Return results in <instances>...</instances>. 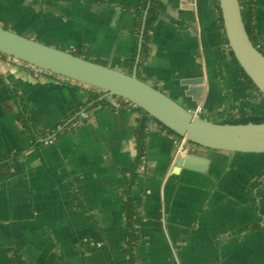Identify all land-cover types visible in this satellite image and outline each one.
I'll return each instance as SVG.
<instances>
[{
  "label": "crops",
  "instance_id": "obj_1",
  "mask_svg": "<svg viewBox=\"0 0 264 264\" xmlns=\"http://www.w3.org/2000/svg\"><path fill=\"white\" fill-rule=\"evenodd\" d=\"M159 1L165 13L148 33L142 61L136 27L143 0H0V25L67 52L84 49L124 73L130 68L121 64L134 61V70L139 59L142 81L206 120L264 115V96L248 97L224 48L214 0ZM255 3L254 43L264 53V0ZM198 77L205 88L197 110L182 83ZM0 79V162L15 157L0 168V264H131L129 187L139 210L138 264H264V154L186 141L181 155L208 159V171L174 173L181 141L151 122L146 172L131 184L141 117L135 107L116 108L109 99L94 107L93 92L36 75L7 56H0ZM89 106L94 115L84 127L41 144ZM23 107L35 136L21 123Z\"/></svg>",
  "mask_w": 264,
  "mask_h": 264
},
{
  "label": "water",
  "instance_id": "obj_2",
  "mask_svg": "<svg viewBox=\"0 0 264 264\" xmlns=\"http://www.w3.org/2000/svg\"><path fill=\"white\" fill-rule=\"evenodd\" d=\"M189 2V1H188ZM224 33L236 61L264 96V53L253 44L245 29L239 0H219ZM147 14L143 20L141 39ZM0 53L52 75L61 76L120 97L145 111L175 134L200 147L243 154H264V124H221L199 117L137 76V59L132 74L97 64L70 52L42 44L0 26ZM185 95L196 103L204 91L202 77L187 79ZM174 173L187 169L206 173L209 160L184 153L173 161Z\"/></svg>",
  "mask_w": 264,
  "mask_h": 264
},
{
  "label": "trees",
  "instance_id": "obj_3",
  "mask_svg": "<svg viewBox=\"0 0 264 264\" xmlns=\"http://www.w3.org/2000/svg\"><path fill=\"white\" fill-rule=\"evenodd\" d=\"M65 1L72 2V1H77V0H65ZM239 3L241 7L242 19H243L245 29L251 41L255 45L254 27H253L254 18H255V8H256L255 0H239ZM214 4H215V7L219 15L221 29L224 33V25H223V19L221 15V9L219 6V0H214ZM141 7H142V11H140V13H138L137 15V27H136L137 32H140V33L143 28V24H142L143 23V20H142L143 11L146 10L147 7L149 9L147 18H146L144 34L142 37V46H141V55H140L141 61H142L144 60V58L147 57V53H148V47H147L148 33L152 29V26L157 20V18H159L162 14L165 13V7L159 0H143ZM135 9L139 10V7H136ZM3 28L5 30H9L7 26H3ZM137 37L139 38V33ZM223 42H228L225 33L223 34ZM70 53L80 58H83L87 61H93L91 60L87 51L84 49H75V50H72ZM230 57L234 60L237 66L238 76L243 80L246 90L249 91L248 97H251L253 95L262 96L260 91L255 86V84L251 81V79L246 75L244 70L240 67L239 63L236 61L231 51H230ZM93 62L107 66L106 64L99 62V61H93ZM134 63H135L134 61H131L129 63H123L121 64V66L124 68L125 67L130 68L128 71V74H132ZM137 76L139 78L138 71H137ZM0 83H1V79H0ZM104 94H105L104 92L100 94L91 93L89 102L93 103L92 106L94 107L97 105H102V104L107 105L108 104L106 101L107 99L101 98ZM17 97L18 95L16 96V98ZM21 109L22 111H21V114L19 115L21 123L23 124L24 127L28 128L31 131V133L35 136L37 132L27 112L28 110L24 109V107ZM135 110L141 114V117L139 118V123L135 130L134 141H135V145L137 149V156L134 162L135 173L132 176L131 184L135 183L136 175L139 176L146 172V151H147L146 146H147V138L150 133L149 131L150 128L148 127L150 126L151 122H155L156 124L161 126L162 129L168 135H174V136H177L178 138H181L180 136L175 134L173 131L163 126L159 121L149 116L142 109L135 106ZM219 123L231 124V125H261V124H264V115L254 114V113L246 111L238 115L228 116L227 118L220 120ZM14 158L12 159L11 156H7L5 159H3V161L0 162V168L4 169L5 167L8 166V164L11 161H14L15 163ZM125 196H126V200L124 204V214H125V218L128 224V235H129V241L127 243L126 252L130 258L131 264H138V257H137L136 249H137V245L139 241V234L137 232V222H138L137 216L139 214V210H138V207L135 205V200L132 197L131 187L127 189V191L125 192ZM18 263L22 264L20 261H18Z\"/></svg>",
  "mask_w": 264,
  "mask_h": 264
},
{
  "label": "built area",
  "instance_id": "obj_4",
  "mask_svg": "<svg viewBox=\"0 0 264 264\" xmlns=\"http://www.w3.org/2000/svg\"><path fill=\"white\" fill-rule=\"evenodd\" d=\"M224 48L226 50H228V51H231V48H230V45H229L228 42L224 43ZM0 56H2V55H0ZM14 60H15L16 64L27 68L28 70H30L31 72L35 73L36 75H42L44 77H53V78H56V79H58V80H60V81H62L64 83H67V84H70V85L73 84L75 86H80V87H82L84 89L89 90L90 92H93V93H97V94L102 93V91H100L98 89L86 86V85L81 84V83L74 82V81L69 80V79L64 78V77H62V80H61L59 78L61 76L52 75L51 73H49L47 71L41 70V69L36 68V67H34L32 65H29L27 63L18 61L16 59H14ZM103 98L109 99L110 103H111V106L116 107V108H120V107H122L124 105H126V106H128L130 108H134L135 107V105L131 104L130 102H128V101H126V100H124V99H122L120 97L111 96V97H103ZM196 107H197V110H198L199 108H201V105L197 103ZM93 115H94V108L92 106L78 108V110L75 112L73 118L70 121H68L65 124H60L59 126H57L55 133L50 135L46 139H43L41 144L45 145V146L52 145L55 142L56 136L58 134H63L67 130L73 131V132H77L79 129H81L82 127H84L87 124V122L93 117ZM179 139L181 141V145H180V148L177 151V156L181 155V153H182L181 149H182L184 143L186 142V140H184L183 138H179ZM86 242L89 245H91V246L99 247V246L102 245L99 242H93V241H86Z\"/></svg>",
  "mask_w": 264,
  "mask_h": 264
},
{
  "label": "rangeland",
  "instance_id": "obj_5",
  "mask_svg": "<svg viewBox=\"0 0 264 264\" xmlns=\"http://www.w3.org/2000/svg\"><path fill=\"white\" fill-rule=\"evenodd\" d=\"M0 26H5V25H0ZM7 28L9 29V27L7 26ZM0 55H2V54H0ZM2 56H4V55H2ZM12 59H14V58H12ZM61 80H62V77H59ZM189 143V142H188ZM190 144H192V143H190ZM193 145V144H192Z\"/></svg>",
  "mask_w": 264,
  "mask_h": 264
}]
</instances>
